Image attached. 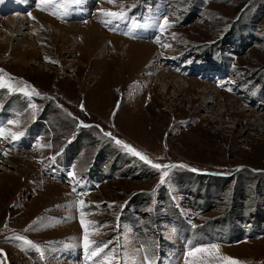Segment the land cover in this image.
<instances>
[{"label": "rangeland", "instance_id": "1", "mask_svg": "<svg viewBox=\"0 0 264 264\" xmlns=\"http://www.w3.org/2000/svg\"><path fill=\"white\" fill-rule=\"evenodd\" d=\"M23 3L0 0L37 49L0 36V264H264V0ZM217 48L228 76L192 70Z\"/></svg>", "mask_w": 264, "mask_h": 264}, {"label": "snow or ice", "instance_id": "2", "mask_svg": "<svg viewBox=\"0 0 264 264\" xmlns=\"http://www.w3.org/2000/svg\"><path fill=\"white\" fill-rule=\"evenodd\" d=\"M53 2H54V0H40V3L43 4V5H47V4H50V3H53ZM108 2L109 3H114L115 0H108ZM57 6H59V5H57ZM63 6L67 7V4H65ZM65 14H67V13H65ZM103 15L112 18V19H110L108 21H105V23H112V20H124V19H127L126 13H122V12L105 11V12H103ZM167 25H168V22H167V20H165L164 24H162L160 26L161 30H163ZM2 71L3 70L0 69V72H2ZM5 87H8L10 90L15 91V89H11L10 84L6 80H4L2 77H0V88H5ZM32 91L35 92L34 89ZM31 94L32 93H30V92H25V95H31ZM36 94L38 95L39 93H36ZM11 135H12V138L15 140V139H18L19 136L23 135V133H20V134L11 133ZM105 135H109L110 136L111 134L110 133H105ZM5 136H6L5 130L0 128V137H5ZM116 143L118 145H122L123 148L126 149L128 152H130L132 155L139 157V159L143 160L145 163L150 164L151 167H153L155 169H170V168H174V167H186L185 165H161V164L153 163L152 161H150L148 159L147 156H145L142 153L138 152L137 150L132 148L130 145L124 144L120 140H116ZM192 171H197V170L196 169H192ZM168 175H169L168 171H163L162 172L161 180H160L161 184L166 182L165 178L168 177ZM74 191H75V189H74ZM79 203L81 205V208H83L84 201L81 200ZM109 207H111V205H109ZM83 215H84V213H83V211H81V216L83 217ZM81 224H82V226L84 227V230H85L84 246H85V248H89L95 242L94 241H90L88 239V235H87L88 228H87L86 222L83 219H81ZM15 238L18 239V240H24V237H22V236H17ZM25 242L31 244V241H25ZM101 251H103L102 248L95 249V250L92 251L91 255H99V253ZM213 252L215 254H217V257L222 261V264H242L241 261H239V260H237L235 258L228 257V256H219L218 255L219 249L217 248L216 245H210L207 248H204V247L195 248L193 250H190L187 253V255L189 257H196L198 253H209V254H212ZM186 264H188L187 261H186Z\"/></svg>", "mask_w": 264, "mask_h": 264}, {"label": "bare ground", "instance_id": "3", "mask_svg": "<svg viewBox=\"0 0 264 264\" xmlns=\"http://www.w3.org/2000/svg\"><path fill=\"white\" fill-rule=\"evenodd\" d=\"M18 14H19L18 16H21L22 13H18ZM37 18L39 19V21H41L39 25H41L40 28H42L44 30V32L45 31L46 32L49 31V28L53 29L54 26H52V24L56 23L55 21L50 20L47 17L46 18L45 17H43V18L37 17ZM16 19L15 18H8L7 19V23H9L10 26L11 25H17L16 27H10V26L3 27L4 29H2V31L0 29V36L4 37L3 38L4 45L6 46L7 49L13 48L15 50V49L19 48V49H21V52H36L37 49H35V42H32L34 36L30 37V39H29V36L23 33L25 30H27V25H26V22H25L27 20L24 19L25 21H23L20 18L22 21L17 23ZM0 24H2V26H3V24H5V23L0 21ZM2 26H1V28H2ZM34 29L35 30H39V27L38 26H34ZM26 40H28V41L26 42ZM129 44H139V43L129 42ZM143 44H145V43H143ZM21 60H22V58H21ZM96 66H97V64H96ZM27 152L31 153L30 151H27Z\"/></svg>", "mask_w": 264, "mask_h": 264}, {"label": "trees", "instance_id": "4", "mask_svg": "<svg viewBox=\"0 0 264 264\" xmlns=\"http://www.w3.org/2000/svg\"><path fill=\"white\" fill-rule=\"evenodd\" d=\"M144 2H146V1H144ZM149 4L144 3L143 9ZM136 13L137 12H135V14ZM189 15H193V12H191ZM227 44L230 45L231 50H233L234 52H239V49H241V47L246 46V41L245 42L241 41V43L238 44L236 42H231V41L229 42V40H228ZM222 51L223 50L221 48L220 49L217 48V52H219V54L214 56V57L209 56L210 58L207 57L206 53H203V52L200 53V54H202V56H204L202 58V62L205 63V67H207L208 69H213V70L218 69V70L224 71L225 73H228L227 62L224 60V57L222 56L223 55ZM195 56H198V54H196ZM207 58H209V59L207 60ZM227 76H228V74H227Z\"/></svg>", "mask_w": 264, "mask_h": 264}]
</instances>
